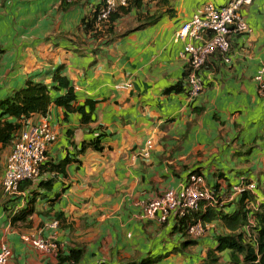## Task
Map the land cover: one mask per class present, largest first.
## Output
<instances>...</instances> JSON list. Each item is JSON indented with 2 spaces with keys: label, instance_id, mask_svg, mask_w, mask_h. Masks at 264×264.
I'll return each instance as SVG.
<instances>
[{
  "label": "crops",
  "instance_id": "obj_1",
  "mask_svg": "<svg viewBox=\"0 0 264 264\" xmlns=\"http://www.w3.org/2000/svg\"><path fill=\"white\" fill-rule=\"evenodd\" d=\"M229 1H146L118 19L115 37L104 43L81 27L101 0H77L66 11L59 0H0V101L29 81L50 86L59 70L73 88L75 108L88 113L86 104L93 103L87 123L54 104L46 116L22 123L20 131L47 119L56 139L41 177L10 201L1 180L12 143L0 145V246L11 250L9 264H57L23 240L50 236L63 253L81 248L78 264H204L220 236L230 233L223 223L206 224L195 245L179 253L177 221L144 217L145 204L177 190L192 174L221 195V209L229 215L241 198L233 187L243 181L256 184L251 198L264 203V93L254 81L264 66V0L242 8L247 31L231 38L227 62L217 54L207 60L203 91L192 100L182 89L184 46L173 40L205 6ZM140 14L158 20L121 36ZM99 135L101 151H80ZM51 179L49 188H40ZM29 201L34 212L12 225L9 210ZM216 255L218 264H242L231 261L230 251Z\"/></svg>",
  "mask_w": 264,
  "mask_h": 264
},
{
  "label": "built area",
  "instance_id": "obj_2",
  "mask_svg": "<svg viewBox=\"0 0 264 264\" xmlns=\"http://www.w3.org/2000/svg\"><path fill=\"white\" fill-rule=\"evenodd\" d=\"M75 0H59V2L70 3ZM129 0H103V7L100 10L98 19H105L109 13L118 5H125ZM150 1V0H146ZM253 0H230L226 5L214 7L205 6L201 14L193 15L189 20L182 23L174 32V42H181L184 46L182 57L186 59L188 68L183 83V91L189 99H194L203 91V83L200 74L207 60L212 55H219L224 62L228 61L231 38L244 34L247 23L242 17V8L249 6ZM254 81L258 90L264 93V66L257 71ZM130 88V86H126ZM56 135L47 119L30 128L18 132L12 142L11 152L6 169L1 180V188L7 199L16 197L19 194V186L22 182L38 179L42 166L47 160L49 146L55 141ZM151 149V143H147V150ZM147 155V153L145 154ZM256 184L251 181H243L239 186L233 187L234 194L247 192L249 198L244 202L248 230V240L251 236V228L254 227V213L258 212L259 205L255 196ZM218 198L213 196L209 190L202 185V179L192 174L186 183L177 190H168L157 199L145 204L144 217L156 219L163 224L169 218L182 220L186 215L199 210L214 206ZM255 201V202H254ZM204 203V205H202ZM21 207L10 209V215ZM253 213H250V212ZM56 222L52 227H56ZM207 227V229H206ZM188 232L194 236H202L208 225L196 222L189 224ZM25 242L43 254L52 257L60 252L58 243L54 236L48 238L23 237ZM12 257L11 250L5 244L0 246V264H9Z\"/></svg>",
  "mask_w": 264,
  "mask_h": 264
},
{
  "label": "trees",
  "instance_id": "obj_3",
  "mask_svg": "<svg viewBox=\"0 0 264 264\" xmlns=\"http://www.w3.org/2000/svg\"><path fill=\"white\" fill-rule=\"evenodd\" d=\"M76 1L77 0L70 3L61 2L62 11H66L74 6ZM145 2L146 0H129L125 5H118L114 8L107 18L99 20L98 15L103 7V0H101L100 4L94 8L90 16L82 20L81 27L88 38L95 41L100 39V41L104 43L108 42L115 37L116 32L114 24L118 19L128 15L131 8H141ZM158 2L163 5L166 4V0H158ZM157 20V15L149 16L140 14L136 18L137 25L126 30L121 36L128 35L136 30H141L145 26L154 24ZM62 90L65 91V94L53 99L51 95L52 91L57 92ZM75 101L76 96L73 88L70 86L67 78L60 75L59 70L53 75L52 84L50 86L42 83L27 82L22 90L16 91L9 97L0 101V145L3 147L10 145L15 135L22 128V123L35 115L46 116L51 104L64 109L66 113H79L82 116L81 122L87 123L91 119L90 113L93 109V103L88 102L86 104L90 112L85 113L84 106L78 109L74 107ZM101 141L102 135H99L96 140L82 144L80 151L83 152L89 147L96 151H101ZM45 163L47 164V162ZM43 166H45V164ZM43 166L38 178L42 175ZM35 180L22 182L19 186V191L26 189L29 183L34 185ZM52 180L53 179L48 180L47 183L39 181V183H43L39 184L40 188L44 189L45 185L49 188L50 183L53 182ZM213 196L218 199L221 198V195L218 196L213 194ZM14 198L15 197L7 200L10 201ZM248 198L249 194L247 192L241 194L240 203L233 215L224 212L221 209L222 200H218L217 204L214 206H209L205 209L200 206L198 211L186 215L182 220H177L179 225L178 228L181 233V241L180 244L175 247V251L179 253L187 251L189 247L195 245L197 239L202 237L192 236L187 230L189 224H194L198 221L204 224L220 221L230 233L220 236L219 240H217V247L207 252L204 264H218L219 258L217 259L218 255L216 254L224 251H230L231 261L233 263L241 261L242 264H264V203L259 205V211L254 213L255 225L251 228L252 234L248 240V230L246 229L247 211H245L244 208V202ZM31 204L32 202L30 201L29 203L26 202L22 208L16 210L14 214L11 215L10 221L12 225L16 222L25 221L34 212ZM202 205H204V203H202ZM250 213L253 212L251 211ZM56 219L59 221L61 215H57ZM182 224L185 226L186 230L183 228ZM82 256L83 250L81 248L70 249L67 253L60 251L56 256L57 264H78ZM158 259H161V257ZM150 263V261L141 262V264ZM123 264H137V262L129 261Z\"/></svg>",
  "mask_w": 264,
  "mask_h": 264
},
{
  "label": "rangeland",
  "instance_id": "obj_4",
  "mask_svg": "<svg viewBox=\"0 0 264 264\" xmlns=\"http://www.w3.org/2000/svg\"><path fill=\"white\" fill-rule=\"evenodd\" d=\"M257 200V199H256ZM255 202V201H254ZM257 202H258V204L260 203V201L259 200H257ZM203 236V235H202Z\"/></svg>",
  "mask_w": 264,
  "mask_h": 264
}]
</instances>
